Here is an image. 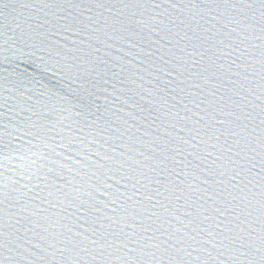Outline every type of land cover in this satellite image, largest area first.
<instances>
[{
	"label": "water",
	"instance_id": "95a60500",
	"mask_svg": "<svg viewBox=\"0 0 264 264\" xmlns=\"http://www.w3.org/2000/svg\"><path fill=\"white\" fill-rule=\"evenodd\" d=\"M0 264H264V0H0Z\"/></svg>",
	"mask_w": 264,
	"mask_h": 264
}]
</instances>
